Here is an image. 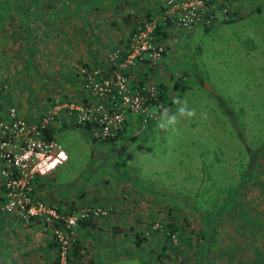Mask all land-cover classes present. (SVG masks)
<instances>
[{"label": "rangeland", "instance_id": "1", "mask_svg": "<svg viewBox=\"0 0 264 264\" xmlns=\"http://www.w3.org/2000/svg\"><path fill=\"white\" fill-rule=\"evenodd\" d=\"M65 1L79 5L59 9ZM81 1L0 0V94H13L18 111L38 117L62 98L57 89L69 86L61 79L71 65L63 55L58 63L56 49L66 52L87 20L104 31V19L111 27L119 17L109 4L91 15L102 0ZM229 11V20L180 31L146 71L145 79L159 77L197 110L178 125L179 135L165 139L155 122L145 135L132 136L128 127L101 142L84 127L53 131L68 157L54 173L63 186L57 193L85 190L107 176L112 182L117 168L125 183L171 206L157 208L148 222V231L154 221L176 226L170 264H264V0H229ZM50 91L56 93L47 101ZM119 262L147 264L132 256Z\"/></svg>", "mask_w": 264, "mask_h": 264}, {"label": "built area", "instance_id": "2", "mask_svg": "<svg viewBox=\"0 0 264 264\" xmlns=\"http://www.w3.org/2000/svg\"><path fill=\"white\" fill-rule=\"evenodd\" d=\"M229 0H163L160 11L137 18L126 43L114 46L103 64H79L83 95L79 99L55 97L37 118L21 114L13 104L0 102V186L1 209L16 212L24 221L39 219L51 226L56 246L54 264H73L71 245L77 239L76 225L104 217L110 208L100 204L48 203L34 194V177L47 175L66 160V152L51 137L53 126L73 125L87 129L92 139L106 141L124 127L132 136L145 135L154 120L149 111L157 106L171 108L172 93L160 96L156 82L130 74L141 64L153 66L162 56L164 45L153 35L158 19L167 27L191 30L210 26L229 14ZM151 229L168 235L173 232L154 221Z\"/></svg>", "mask_w": 264, "mask_h": 264}, {"label": "crops", "instance_id": "3", "mask_svg": "<svg viewBox=\"0 0 264 264\" xmlns=\"http://www.w3.org/2000/svg\"><path fill=\"white\" fill-rule=\"evenodd\" d=\"M88 2L89 0L81 1L86 6L89 4ZM76 4L79 5V1L70 2L69 9ZM107 4L111 7L109 13L116 11L119 15L115 21H111V27L109 21L104 19V31H102L101 22L100 27L95 30L97 26L94 23L97 21L95 20L93 23L92 20H87L83 23L82 36L79 33L75 34L73 40L68 43L69 47L65 50L66 52H62L63 50L60 48L56 49L57 53L54 56L58 59V63H60V56L63 55L65 61L68 60V64L71 65L69 69H65L69 78L65 76L61 79L64 84L67 83L69 86H63L62 89L59 86L57 89V91H60L62 98L79 99L82 97L83 88L77 66L82 63L90 65L103 64L106 53L114 46H120L124 43L134 21L139 17H143L146 13H158L163 0H117L116 3L112 0H102L99 6L93 4L89 8L91 15L95 14L98 9L105 8ZM76 12L77 10L74 14ZM92 28L97 35L94 36L89 30ZM166 28L165 36L160 39L166 48H168L169 41L179 38L180 31H190L167 26ZM99 30L100 32H98ZM169 31L170 33H168ZM72 65L75 66L76 72L72 70ZM141 66L135 67L131 72V82H136L142 75H146V71H153V66ZM155 69H158V67H155ZM174 84L170 86V89L174 87ZM5 92V89H3L2 95L0 94L3 104L14 105L13 100L15 98L13 94ZM55 93L56 91H50L46 93L47 95L44 98L49 101ZM19 112L26 117L37 118L34 114L29 115L32 112L29 108ZM67 126L73 125L53 126L48 131L50 135L48 137L53 138L55 128ZM56 167L47 175H36L34 177V194L37 197L48 203L62 205L70 203L75 205L102 204L110 208V212L106 216L88 222H80L76 225L77 239L75 243L78 248L74 249L77 252L73 264H78V262L85 264H119L120 259L131 256L138 257L141 260L145 259L147 264H170L172 246L162 239V235L158 231H148V222L151 217L156 215L157 211L155 210L162 207L161 210L164 209V212H166L171 207L170 205H164V203L162 206L157 205L145 192L136 190L134 186L129 185V182L125 183L117 168H114L115 171L112 172V182H108L109 178L107 176L102 179V183L88 184L85 190H72L60 194V191L58 193L57 191L63 187L61 186L62 183L60 181V184L57 185L54 182L56 180L54 179V173L57 172ZM103 185L105 186L101 192L94 193L97 186ZM126 187H128L127 190H125ZM128 192H131V196H128ZM2 201L3 191L0 186V207ZM55 258L56 247L52 238L51 226L34 218L24 221L16 212H5L0 208V264H54Z\"/></svg>", "mask_w": 264, "mask_h": 264}, {"label": "clouds", "instance_id": "4", "mask_svg": "<svg viewBox=\"0 0 264 264\" xmlns=\"http://www.w3.org/2000/svg\"><path fill=\"white\" fill-rule=\"evenodd\" d=\"M174 107L157 106L149 111L151 119L155 121V127L158 133H163L165 139L171 136L179 135L178 125L183 120L192 119L197 116V110L191 107L187 99L179 96L172 99Z\"/></svg>", "mask_w": 264, "mask_h": 264}, {"label": "trees", "instance_id": "5", "mask_svg": "<svg viewBox=\"0 0 264 264\" xmlns=\"http://www.w3.org/2000/svg\"><path fill=\"white\" fill-rule=\"evenodd\" d=\"M1 4V3H0ZM69 5H70V1H65V2H63V3H60L59 4V6H58V8L59 9H64V8H68L69 7ZM71 8V7H70ZM230 13V12H229ZM149 15V13H146L144 16H148ZM231 17H227V18H224V19H221L220 21H226V20H229ZM204 28H208V26H203ZM166 30H167V28H166V21L165 20H162V19H158L157 20V24H156V27H155V29H154V32H153V35L155 36V38L156 39H161L162 37H164L165 36V33H166ZM130 32H131V29H130V31H129V34H130ZM129 34L127 35V37H126V39H125V41H124V43H126V41H127V39H128V37H129ZM162 55H163V52H162ZM184 71H182L181 72V75H184ZM145 77V74L144 75H142V77L141 78H144ZM179 79V78H178ZM178 79H175V81H174V87L173 88H175V87H177L178 85H177V83H176V81L178 80ZM177 82H179V81H177ZM156 84L158 85V87H159V91H160V96L161 97H163V98H165L166 96H167V93H168V85H166L165 83H163V81L161 80V79H159V77L156 79ZM0 102H1V100H0ZM1 104H2V102H1ZM125 129H127V127H124V129L123 130H121V131H119L115 136H113V137H111V138H114V137H117L119 134H121L122 133V131H124ZM45 134V136L46 137H48V136H50L49 134H48V132H45L44 133ZM110 138V139H111ZM80 222H88V221H80ZM79 222V223H80ZM162 226H163V228L165 229V230H168L169 232H173L174 234H175V236H176V231H177V228H176V226L174 225V223L172 222V221H167V222H164V223H162ZM150 231H154V230H151V228L149 229ZM162 237L163 238H165L164 239V241H168V243L170 244V246H172L174 249H176L178 246L177 245H175L174 244V242H170V239H169V236L168 235H164L163 234V232H162ZM76 242V241H75ZM73 243L72 245H71V251H72V255L74 254L75 256H76V252L77 251H75L74 249H77L78 248V246H77V244L76 243ZM56 247V246H55ZM56 259V258H55ZM78 264H85V263H83V262H78Z\"/></svg>", "mask_w": 264, "mask_h": 264}]
</instances>
